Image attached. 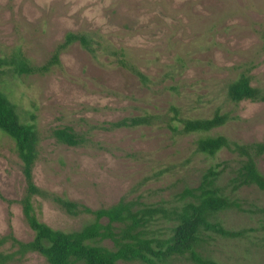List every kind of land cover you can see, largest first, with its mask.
<instances>
[{"label":"rangeland","instance_id":"1","mask_svg":"<svg viewBox=\"0 0 264 264\" xmlns=\"http://www.w3.org/2000/svg\"><path fill=\"white\" fill-rule=\"evenodd\" d=\"M68 32L85 34L62 50L48 72L0 74V88L24 122H35L40 139L34 180L42 191L35 207L53 228L79 229L91 215L70 214L57 198L99 208L121 199L140 206L173 207L177 195L196 186L212 164L226 161L218 184L243 210L218 215L241 237L212 235L208 255L218 264H264V191L233 188L239 158L229 149L200 153V133H186L172 119L227 122L205 134L240 143L264 141V102L228 97V83L241 74L264 89V0H0V56L20 49L32 65L45 64ZM147 116L151 123H115ZM72 127L77 146L58 142L52 131ZM264 173V155L258 159ZM26 183L14 141L0 130V238L29 241L20 200ZM174 222L158 215L151 235L169 237ZM250 229V230H249ZM15 250L10 240L1 247ZM8 264H49L37 252ZM118 264H142L119 262ZM174 264H193L185 259Z\"/></svg>","mask_w":264,"mask_h":264},{"label":"trees","instance_id":"2","mask_svg":"<svg viewBox=\"0 0 264 264\" xmlns=\"http://www.w3.org/2000/svg\"><path fill=\"white\" fill-rule=\"evenodd\" d=\"M79 41L89 48L85 34L68 32L65 40L53 52L51 58L42 65H32L31 60L20 49L8 57L0 56V74L7 68L15 74L48 72L65 48ZM228 97L234 102L243 100L264 102V89L254 86L251 77L241 74L227 86ZM172 119L183 123L186 133L202 134L196 140L200 153L215 157L221 150L229 149L239 158L236 176L232 179L233 188L255 185L264 191V173L258 159L264 155V141L240 143L231 141L226 135L208 133L227 122V115L216 112L210 118H180L179 109L172 106ZM151 123L149 117L126 118L117 123L138 125ZM0 130L7 134L15 144V151L21 160V170L26 183L25 192L20 200L25 219L33 231L29 241L17 239L13 233L0 238V264H8L29 252L41 254L49 264H118L119 262H140L142 264H174L185 259L193 264H218L206 251V244L212 235L227 238L241 237L247 229L227 228L218 215L231 209L243 210L240 202L225 193L218 180L227 167L220 161L210 165L196 186H187L177 195V204L165 207L140 205L136 201L121 199L118 202L99 208L57 198L59 204L70 214L87 213L91 220L79 229L62 230L53 228L42 221L36 212V197L42 195L34 180V166L39 157L40 139L35 122L21 120L17 106L8 94L0 88ZM52 136L60 143L77 146L81 137L70 126L57 127ZM263 216L261 227L264 229V208L251 210ZM162 216L174 222L169 237L151 235L149 223L155 216ZM250 230V229H249ZM10 240L15 248L5 252L1 247Z\"/></svg>","mask_w":264,"mask_h":264}]
</instances>
